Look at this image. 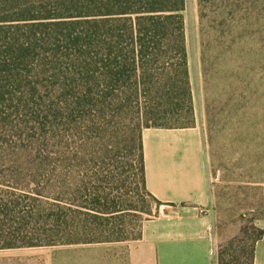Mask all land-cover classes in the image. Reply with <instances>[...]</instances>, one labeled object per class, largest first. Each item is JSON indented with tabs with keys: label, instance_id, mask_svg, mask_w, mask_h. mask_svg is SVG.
Returning a JSON list of instances; mask_svg holds the SVG:
<instances>
[{
	"label": "rangeland",
	"instance_id": "374dc122",
	"mask_svg": "<svg viewBox=\"0 0 264 264\" xmlns=\"http://www.w3.org/2000/svg\"><path fill=\"white\" fill-rule=\"evenodd\" d=\"M7 12L10 20L26 16ZM183 14L194 87L189 125L202 134L212 259L250 264L255 249L252 264H264V0H186ZM24 24L0 23V59L6 39L37 29ZM44 48L14 75H0V164L29 170L19 184L32 194L22 202L38 212L0 225L48 230L58 198L91 205L100 195L109 206L128 210L87 239L112 242L0 249V264H128L129 244L150 220L172 209L157 205L141 185L134 112L95 103L68 110L53 47ZM44 68L49 73L42 76ZM15 187L0 183V196L24 193ZM40 240L50 236L42 232Z\"/></svg>",
	"mask_w": 264,
	"mask_h": 264
},
{
	"label": "trees",
	"instance_id": "16d2710c",
	"mask_svg": "<svg viewBox=\"0 0 264 264\" xmlns=\"http://www.w3.org/2000/svg\"><path fill=\"white\" fill-rule=\"evenodd\" d=\"M185 7L186 0H0V23L24 21L27 30L30 26L37 28L22 38L10 36L5 40L6 57L0 59V75H14L15 69L26 66L39 54L40 47L52 46L57 83L67 99L68 110L95 103L133 111L140 130L141 185L159 206L163 202L146 189L142 131L187 128L193 119L194 87L186 46ZM7 10L26 16L10 20L13 16H8ZM48 73L44 68L41 75ZM3 87L0 84V89ZM28 173L22 166L0 164V183H11L24 192L20 196L11 193L14 199L0 196L1 223L38 216V212L26 210L22 202V197L32 194L19 184ZM81 183L87 191L86 178ZM64 185L70 190L69 183ZM57 201L59 212L50 214L55 225L48 230L21 226L6 230L0 225V249L112 242L87 239L103 233L111 220L128 210L109 206L107 198L100 195L91 205L76 204L72 198ZM42 232L50 240H40ZM254 254L252 249L250 264ZM220 264L225 263L221 260Z\"/></svg>",
	"mask_w": 264,
	"mask_h": 264
},
{
	"label": "crops",
	"instance_id": "0c3cea01",
	"mask_svg": "<svg viewBox=\"0 0 264 264\" xmlns=\"http://www.w3.org/2000/svg\"><path fill=\"white\" fill-rule=\"evenodd\" d=\"M142 143L146 189L172 210L150 220L129 244L128 264H214L201 131L145 128Z\"/></svg>",
	"mask_w": 264,
	"mask_h": 264
}]
</instances>
